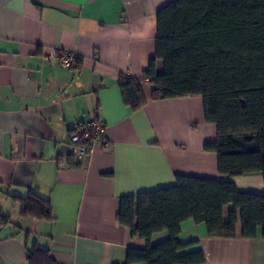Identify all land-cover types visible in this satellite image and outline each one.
<instances>
[{"label": "crops", "instance_id": "0c3cea01", "mask_svg": "<svg viewBox=\"0 0 264 264\" xmlns=\"http://www.w3.org/2000/svg\"><path fill=\"white\" fill-rule=\"evenodd\" d=\"M174 0H0V264H28V250L48 249L57 264H122L145 240L117 222L120 199L175 184L178 175L229 180L261 193V173L220 175L216 139L199 95L125 104L120 75L141 79L155 54L156 11ZM67 51L71 67L59 61ZM154 68L162 71L156 58ZM100 121L108 148L77 158L69 133ZM47 198L51 218L23 215L17 196ZM230 208L227 205L226 212ZM165 232L151 237L157 242ZM178 239L195 240L199 264H264V237L207 233L184 220Z\"/></svg>", "mask_w": 264, "mask_h": 264}, {"label": "trees", "instance_id": "16d2710c", "mask_svg": "<svg viewBox=\"0 0 264 264\" xmlns=\"http://www.w3.org/2000/svg\"><path fill=\"white\" fill-rule=\"evenodd\" d=\"M78 58V56H77ZM162 62L157 73L154 61ZM150 99L199 95L216 139L204 148L217 154L220 175L261 173L264 178V0H174L156 11L155 54L141 79L120 75L122 99L131 108ZM23 215L51 218L49 200L29 191L17 196ZM230 205L226 212L225 208ZM117 222L145 240L129 247L122 264H199L195 240L178 239L181 223H204L207 233L264 237V191H239L233 182L178 175L175 184L121 197ZM166 237L152 242L151 237ZM28 264H57L48 249L34 246Z\"/></svg>", "mask_w": 264, "mask_h": 264}, {"label": "built area", "instance_id": "2783aa9c", "mask_svg": "<svg viewBox=\"0 0 264 264\" xmlns=\"http://www.w3.org/2000/svg\"><path fill=\"white\" fill-rule=\"evenodd\" d=\"M77 55L74 51L65 52L59 63L63 67H71L75 64ZM68 140L72 146V153L80 158L96 146L109 147L105 136L103 124L100 121H83L74 123Z\"/></svg>", "mask_w": 264, "mask_h": 264}]
</instances>
